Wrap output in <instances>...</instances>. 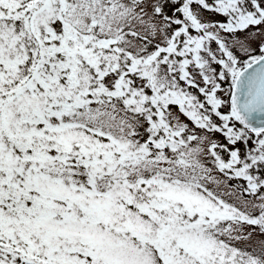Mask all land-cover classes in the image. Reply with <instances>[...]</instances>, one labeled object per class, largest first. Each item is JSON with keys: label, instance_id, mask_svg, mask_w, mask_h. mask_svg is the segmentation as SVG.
<instances>
[{"label": "snow or ice", "instance_id": "snow-or-ice-1", "mask_svg": "<svg viewBox=\"0 0 264 264\" xmlns=\"http://www.w3.org/2000/svg\"><path fill=\"white\" fill-rule=\"evenodd\" d=\"M0 264H264V0H0Z\"/></svg>", "mask_w": 264, "mask_h": 264}]
</instances>
